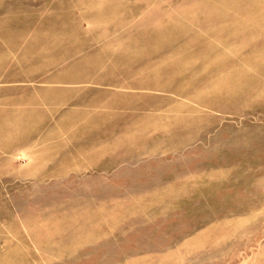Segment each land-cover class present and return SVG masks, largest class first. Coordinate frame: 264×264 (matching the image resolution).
I'll return each mask as SVG.
<instances>
[{
  "label": "rangeland",
  "instance_id": "374dc122",
  "mask_svg": "<svg viewBox=\"0 0 264 264\" xmlns=\"http://www.w3.org/2000/svg\"><path fill=\"white\" fill-rule=\"evenodd\" d=\"M0 264H264V0H0Z\"/></svg>",
  "mask_w": 264,
  "mask_h": 264
}]
</instances>
